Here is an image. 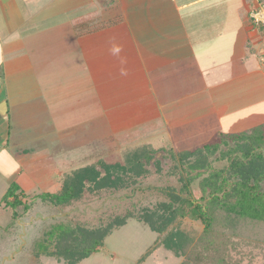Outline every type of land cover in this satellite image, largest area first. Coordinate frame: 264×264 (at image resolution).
<instances>
[{"label": "crops", "instance_id": "0c3cea01", "mask_svg": "<svg viewBox=\"0 0 264 264\" xmlns=\"http://www.w3.org/2000/svg\"><path fill=\"white\" fill-rule=\"evenodd\" d=\"M250 1L0 0V142L11 140L13 97L37 90L43 125L78 152L105 134L184 146L253 127L264 42L250 17L261 1ZM205 116L220 122L176 129Z\"/></svg>", "mask_w": 264, "mask_h": 264}, {"label": "trees", "instance_id": "16d2710c", "mask_svg": "<svg viewBox=\"0 0 264 264\" xmlns=\"http://www.w3.org/2000/svg\"><path fill=\"white\" fill-rule=\"evenodd\" d=\"M153 173L174 181L158 189L164 199L141 204L136 195L150 193ZM195 183L201 190L199 197L193 192ZM19 186L13 182L2 198L8 202L13 196L14 207L21 204L16 197ZM103 193L106 202L123 196L129 205L109 214L92 213L95 225H89V219L82 222V215L60 218L42 233L38 254L79 264L134 218L156 233L139 260L162 246L182 257L180 264H264L256 261L258 254L264 255V123L237 133H219L193 150L177 151L169 142L160 148L138 144L122 150L115 161L100 158L65 171L57 189L39 197L66 210L94 198L101 201ZM186 218L201 222L202 231L191 236L183 230Z\"/></svg>", "mask_w": 264, "mask_h": 264}, {"label": "rangeland", "instance_id": "374dc122", "mask_svg": "<svg viewBox=\"0 0 264 264\" xmlns=\"http://www.w3.org/2000/svg\"><path fill=\"white\" fill-rule=\"evenodd\" d=\"M260 1V4L264 3V0ZM247 2L251 4L250 0H247ZM259 31V38L264 42L263 28H259ZM255 48L252 49H255L258 53L259 47ZM262 51L259 52V60L256 56H253L252 60L260 63L264 70V49ZM13 100L15 101L11 103V140L8 145L0 142V264H66L47 259L38 254V241H41L43 238L42 233L48 230L51 224L58 222L64 216L74 218L82 215V222L89 219V225H95L98 222L93 219L94 215L92 213L97 211L109 214L111 211L114 212L117 207L125 208V205H129V203L125 198L123 199V196L110 198L106 202L102 198L106 195L103 193L99 197L102 199L101 201L94 198L93 201L91 200L77 208L64 210L58 206L49 205L39 196L57 189L58 179L62 177L61 173L63 171L77 168V166H84L83 164H90L100 158L115 161L121 157L122 150L124 151L139 143L136 141L132 143L125 140V138L114 137V134L112 137L105 134L96 145L93 144L91 148H88L91 152L86 151L87 149H83V152L71 150L72 144L64 142L68 139V135H62L60 132H55L54 127L43 125L45 120L41 118L38 90L33 94L30 93L29 99H27V95L24 96V93L20 92L19 96L13 97ZM255 112L252 120H245V128L251 124L252 126L258 125V116L264 112L261 110ZM242 113L248 114V112H240L241 119L244 116ZM219 122V120H210L209 116H205L202 119L184 121L176 129L182 132L184 127L186 130L195 127L202 131L208 130L209 127L215 126L214 123ZM205 125H208V127H203ZM237 132L220 130L213 137L206 132V136L202 138L201 142L195 145L187 143L182 146L176 144V142L169 143L177 151L193 150L208 143L219 133ZM80 134L77 135V139H85L84 137L79 139ZM108 138L111 140L110 142L105 141ZM118 140L122 142H118ZM205 140L207 142L202 143ZM153 143L160 148L167 142L162 143L158 140ZM75 145H77V142ZM66 147H69L68 150L65 149ZM163 150L158 152V157L161 156ZM85 151L86 155H84ZM173 181L167 179L165 174L153 173L149 181L150 193L144 191L146 194L143 196L142 192H139L140 195H136L137 199L141 200L139 201L141 204L152 205V203L165 198L163 193L158 194V189L163 184H170ZM13 182L20 185L19 196L17 194L16 197L21 199V204L16 207L10 204L15 199L13 196L8 202L2 199ZM192 187L195 197H199L201 195L199 185L195 183ZM98 196L96 195V197ZM181 228L191 236H196L202 231L203 224L186 218L182 220ZM155 238L156 233L150 227L134 218H130L126 225L115 229L112 234L104 239L103 245L99 246L94 253L79 264H180L183 258L175 256L173 252L162 246L149 257L139 260ZM256 261L258 263L264 262V255L258 254Z\"/></svg>", "mask_w": 264, "mask_h": 264}, {"label": "built area", "instance_id": "2783aa9c", "mask_svg": "<svg viewBox=\"0 0 264 264\" xmlns=\"http://www.w3.org/2000/svg\"><path fill=\"white\" fill-rule=\"evenodd\" d=\"M250 17L252 21L261 26L264 31V3L260 4L258 8H255L254 10L251 11Z\"/></svg>", "mask_w": 264, "mask_h": 264}, {"label": "clouds", "instance_id": "9594fccd", "mask_svg": "<svg viewBox=\"0 0 264 264\" xmlns=\"http://www.w3.org/2000/svg\"><path fill=\"white\" fill-rule=\"evenodd\" d=\"M113 51H119V49L118 48H114Z\"/></svg>", "mask_w": 264, "mask_h": 264}]
</instances>
